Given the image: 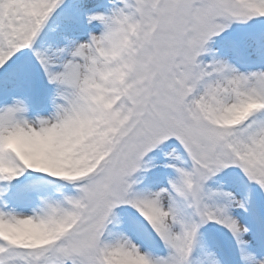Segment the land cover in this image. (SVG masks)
Segmentation results:
<instances>
[{"label":"snow or ice","instance_id":"6c2138e0","mask_svg":"<svg viewBox=\"0 0 264 264\" xmlns=\"http://www.w3.org/2000/svg\"><path fill=\"white\" fill-rule=\"evenodd\" d=\"M0 264H264V0H0Z\"/></svg>","mask_w":264,"mask_h":264}]
</instances>
